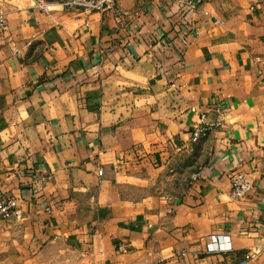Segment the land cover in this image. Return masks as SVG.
Listing matches in <instances>:
<instances>
[{
    "label": "crops",
    "instance_id": "1",
    "mask_svg": "<svg viewBox=\"0 0 264 264\" xmlns=\"http://www.w3.org/2000/svg\"><path fill=\"white\" fill-rule=\"evenodd\" d=\"M9 2L0 199L19 216L0 214V264H264V0Z\"/></svg>",
    "mask_w": 264,
    "mask_h": 264
},
{
    "label": "built area",
    "instance_id": "2",
    "mask_svg": "<svg viewBox=\"0 0 264 264\" xmlns=\"http://www.w3.org/2000/svg\"><path fill=\"white\" fill-rule=\"evenodd\" d=\"M117 0H68L64 5L73 11L92 13L111 10L116 6ZM48 9H51L48 6ZM0 26H5V19L0 17ZM193 36V33H188ZM209 135V129L205 126L196 127L191 133V141L196 143L200 139ZM99 176H103V171H99ZM38 181L43 180L42 177H37ZM254 183L247 179L244 175L234 176L231 180L230 197L233 200H242L254 190ZM0 214L5 220L19 216L17 201L13 197H2L0 199ZM229 235H213L209 237L207 249L209 252H229L232 250V245ZM260 249H254L247 253L238 264H246L254 255L259 254Z\"/></svg>",
    "mask_w": 264,
    "mask_h": 264
},
{
    "label": "rangeland",
    "instance_id": "3",
    "mask_svg": "<svg viewBox=\"0 0 264 264\" xmlns=\"http://www.w3.org/2000/svg\"><path fill=\"white\" fill-rule=\"evenodd\" d=\"M68 0H10L8 3L13 7H21V8H32L35 6H46L50 7L52 10L61 9L58 4H64Z\"/></svg>",
    "mask_w": 264,
    "mask_h": 264
}]
</instances>
